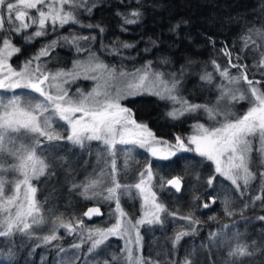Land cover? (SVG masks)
Segmentation results:
<instances>
[{"label":"snow or ice","instance_id":"1","mask_svg":"<svg viewBox=\"0 0 264 264\" xmlns=\"http://www.w3.org/2000/svg\"><path fill=\"white\" fill-rule=\"evenodd\" d=\"M56 3L61 7H55ZM119 3L130 9L115 13L121 21L120 31L127 32V26L143 22L141 0H134L135 7L125 3V0H119ZM46 4L47 11L44 10ZM104 4L105 0H51V3L48 0H0V154L7 153L14 157L17 163L12 164L10 170L23 177L15 183L16 194L7 197L4 181L0 180V227L6 229L0 231V237L10 236L15 230L29 235L31 239L29 230L46 223L45 217L40 215L41 206L35 198L37 188L32 181L41 177L54 179L57 169L64 168L67 164L65 158L51 155L54 151L66 145L73 148L78 146L83 151L91 142L96 141L102 146L98 161H103L104 168L90 182L73 183L71 191H79L85 201L95 200L99 206L89 207L82 217L73 216L71 219L75 221V225L71 221L64 222L61 216H57L51 221L52 234L43 236L42 245L37 247L56 241V233L60 228L65 229L69 235L76 233L78 229L84 230L83 217L92 219L102 216V204L108 203L111 208V202L114 201L115 208L109 215L115 222L108 227L86 230V239L91 242V246L85 255L98 253L109 237L127 236L129 239L120 251L127 253L128 264H161L160 261L146 259L142 255H133V249L129 246L133 243L131 231L135 230L136 233L135 244L142 247L141 226L162 227L166 216L186 221L183 230L177 231L171 238L172 251H177L185 238L198 232L200 221L196 219L195 212L201 208L208 209L218 201L217 180L223 178V181H230L235 192L241 197L246 195L251 182L257 179V174L251 170L255 164L252 158V138L257 136L261 144L258 150L261 170L258 175L261 191L264 192V56L258 67L261 79H249L248 67L238 62L233 63L232 53L227 45L218 49L220 55L228 57L229 67H222L216 59H212L210 65L213 71H205L200 76V81L210 86L214 82V75L218 74L219 78L233 85L235 90H226L220 85V96L214 104L191 103L180 95V91L186 75L185 69L195 62L188 59L179 72L170 74L155 71L152 61L128 70L123 62L132 58L125 56L122 50H135L140 41L121 43L117 38L110 44H105L104 36L108 26L104 20L95 23H83L81 20V13L91 17L94 10L104 7ZM64 5H70L69 10H65ZM28 10H35L37 15H30ZM26 19L29 22H25ZM5 23L8 24L7 28ZM70 24L89 32L86 35L75 31L57 35L58 29ZM188 24L189 21L182 20L170 27L169 31L178 37V30ZM33 26L36 30L25 34V30ZM252 31L249 29L250 33ZM50 33L56 35V39L42 44L22 65L13 67L9 62L10 58L23 55L25 45H31ZM188 37H191V33H188ZM15 40H19L21 46H17ZM98 40L99 49L94 51L93 46ZM244 41L247 47L248 37H244ZM205 42L213 47L216 44L211 37H205ZM157 46L158 41L149 38L143 51L150 52ZM58 48H67L69 51L74 49L77 56L84 54L86 59H74L71 68H59L52 72L48 69V64ZM105 54L118 57L121 63L106 64L100 58ZM241 58L237 54L235 60L239 61ZM160 63L169 65L172 61L163 57ZM208 66L206 63L205 69ZM230 68L238 69L241 75H230ZM79 79L97 83L90 91L76 88L73 93L71 87ZM152 97L157 99L154 101ZM225 101H228L227 109L221 106ZM242 101H247L250 106L242 115H237L232 107ZM160 103L169 106L170 110L162 115L156 113L155 109ZM194 114H203L208 123H195L192 125V134L188 136L172 131L177 122L182 123ZM21 139L28 140L29 143H21L17 147L16 141ZM9 144L12 145L11 148L8 147ZM138 149L147 154V163L138 174V182L132 185L121 184L118 177L127 171L133 160V153ZM184 154H192L193 160L199 158L210 162L207 167L212 174L206 181L201 178L200 172L193 175L194 165L186 166L182 174L166 178L165 173L173 171V166L179 160L187 159ZM121 157L123 168L119 166ZM0 170H3L2 165ZM67 171L71 176L70 167ZM105 183L111 185L107 187L106 194L96 190ZM21 185L24 186L22 197ZM133 188L138 191L142 200L141 207L144 209L142 217L135 223L128 219V213L121 204V198L131 195ZM159 195H168L176 200L190 196V211L184 215H180L179 211H168ZM250 199L254 203L264 200V197L256 195ZM223 203L225 214L234 215L229 210L231 201L225 199ZM258 219L264 221V215ZM209 235L211 239L218 240L222 233L212 232ZM81 239H84L83 232ZM72 247L79 249L81 245L74 244ZM248 248V245L237 244L228 255L233 258L253 255ZM66 251L68 250L60 248L59 254ZM35 254L36 249H33L29 252V257H35ZM7 255L14 257L16 252L9 249ZM192 255H195L194 250ZM47 259L46 256H41L40 264H47ZM118 259L113 255L111 261ZM32 264H35L34 259ZM58 264L64 262L59 261ZM95 264H101L100 260L97 259ZM103 264H110V261L105 259ZM163 264L178 262L166 260ZM183 264H195V261L185 259ZM232 264H235L234 260Z\"/></svg>","mask_w":264,"mask_h":264},{"label":"trees","instance_id":"2","mask_svg":"<svg viewBox=\"0 0 264 264\" xmlns=\"http://www.w3.org/2000/svg\"><path fill=\"white\" fill-rule=\"evenodd\" d=\"M125 3L131 4L135 7L134 0H125ZM143 4V22L138 25H129L127 32L120 31V18L115 15L116 11L127 12L129 8L120 5L119 0H105L104 7L94 10L90 19H83V23H95L101 19L108 26V34L104 36V43L110 44L113 40L119 39L123 42H136L140 41L135 50H122L125 56H130L132 59L125 60L123 63L127 68H135L144 65L147 61L153 62V67L160 68L161 70L167 66L180 68L185 65L186 60L191 59L196 65L198 61L208 62V67H211L210 61L216 59L222 66H228V57L220 55L217 50L227 45L229 51L232 53L233 63H240L246 65L249 69L251 77L261 78V71L254 70L255 63L258 61V54L260 53V46L264 45V0H141ZM182 20L189 21L188 25L182 26L178 30L179 36L170 32L169 29ZM8 24L5 23V28ZM249 29L253 31L250 33ZM258 30V31H257ZM79 32L80 34H88L89 30L80 29L76 25H67L63 29H58V32ZM83 32V33H82ZM191 33V37H188ZM205 37H211L216 41L213 47L210 43L205 42ZM244 37H248L247 47L245 46ZM49 35L45 38H38L31 45L23 47V55L17 57H27L34 53L43 41H48ZM155 39L158 41V46L153 48L150 52H144L143 49L147 45V41ZM17 46H21L19 40L14 41ZM47 43V42H46ZM96 51L99 49V40L94 46H97ZM241 55L239 61L235 60L236 55ZM167 57L172 63L169 65H162L161 58ZM101 58L109 64L119 65L121 63L118 57L101 55ZM212 68V67H211ZM254 72H253V71ZM253 73H255L253 75ZM154 101L156 97H152ZM170 110L169 106L160 103L155 109L156 113L163 114ZM192 118L184 119L182 123L177 122L173 132L182 135L184 129L188 131L192 126ZM185 127V128H184ZM192 156V155H190ZM186 165V164H185ZM183 164H176L172 173L182 174L184 172ZM69 164L64 168L57 169V176L54 179L48 177H41L35 180L37 188V201L41 206V215L45 217L47 222L54 220L57 216H61L64 222L72 221L73 216H81L85 207L92 202L97 203L95 200L85 201L80 193L71 191L72 184L74 183V173L68 175ZM211 172V169H210ZM79 192V191H77ZM77 194V195H76ZM136 204V211H138V201L134 198ZM159 199L164 201V197L159 195ZM248 205L250 199L246 196ZM217 201L216 204L208 209H199L195 212V217L200 221L198 232L196 235L185 238L178 250L173 252L171 247V238L174 234L183 230V226L187 224L186 221H181L178 218L173 220L172 217H165L166 225L162 228H151L150 231L144 229V244L142 253L143 256L151 258L153 261L176 260L178 264H183L185 259L195 261V264H215V261H209L200 256H191L188 253V245H193L199 239H206L209 234L222 224L230 220L232 216L225 214L223 204ZM223 203V202H222ZM259 204L258 207H262ZM168 211H179L180 215L187 214L190 207L186 209L174 208L172 203L165 204ZM104 213L100 218L94 220H86L83 217L84 224L93 226L95 222L101 220L106 214L107 206L102 204ZM128 207V206H127ZM252 205L240 207V212L252 214ZM235 206L229 208L233 213ZM136 211L133 215L136 214ZM259 214V209L256 210ZM256 212V215L258 214ZM241 213V214H242ZM234 214V215H236ZM244 215V214H242ZM215 217V219H209ZM168 218V219H167ZM51 231V225L45 227L34 226L33 231H29V235L21 234L13 231V234L7 237H0V264H40V257L46 256L47 264H57V256L59 249L62 247L68 248L67 245L72 241V235L57 234L58 239L51 242L49 245H42V237L46 236ZM39 237V239L37 238ZM106 245L111 247L118 246V242L113 238L108 240ZM163 247L165 248L164 250ZM9 249L16 252V255L8 256ZM36 249L35 257H29V252ZM70 253V254H69ZM67 264H77V256L75 251L69 249ZM82 253H78V257ZM229 261V260H228ZM226 264H232L227 262Z\"/></svg>","mask_w":264,"mask_h":264},{"label":"rangeland","instance_id":"3","mask_svg":"<svg viewBox=\"0 0 264 264\" xmlns=\"http://www.w3.org/2000/svg\"><path fill=\"white\" fill-rule=\"evenodd\" d=\"M49 3H51V0H48ZM47 4L44 6V10L47 11ZM55 7L59 8L61 5L59 3H56L54 5ZM65 10H69L70 5H64L63 6ZM30 15H37L35 10H28ZM81 20L85 19L87 15L81 13ZM90 19L89 17L85 20ZM25 22H29L27 19ZM17 25H19V22H16ZM35 26L31 27L30 29L25 30V34H30L31 32L35 31ZM69 32H57V35H67ZM83 33V32H82ZM85 34V33H83ZM108 34V33H106ZM56 39V35L49 34L48 43L50 40ZM43 41L42 44L46 43ZM41 45H39L33 54L27 56V57H14L10 58L9 62L13 65V67H17L19 65H22V63L34 55L39 49ZM97 46H93V50L96 51ZM260 53L258 54V61L255 63L254 70H258L259 62L264 56V45L260 46ZM101 58V57H100ZM74 59H81L85 60L86 55L81 54L77 56L74 49L72 51H69L67 48H58L55 50V52L52 55L51 62L48 64V69L52 72L56 71L59 68L69 69L72 67V61ZM102 59V58H101ZM103 60V59H102ZM104 61V60H103ZM108 65L109 64L106 61H104ZM208 62H202L198 61L196 65H190L188 66L185 71L186 75L184 76L183 83L181 86L180 95L184 98L188 99L191 103H199L204 104L208 102H212L213 104L216 102L218 96H220V92L218 90V86L223 85V87L226 90L232 89L235 90L233 85H230L227 80H222L219 78L218 74L214 75V82L212 85H207L200 81V76L205 73V71L212 72L213 68L207 67L205 69V64ZM219 63V62H217ZM195 64V63H194ZM221 64V63H219ZM222 66V65H221ZM141 66L135 67L139 68ZM222 67H229L222 66ZM155 71H161L165 73H173V72H179L180 68H176L173 66H167L164 67V69L155 68L153 67ZM128 70H132L134 68H127ZM230 75L237 76L241 75L238 69L230 68ZM253 71V70H252ZM259 71V70H258ZM254 72V71H253ZM251 77V74L249 75V78ZM97 82L92 80H84L79 79L75 85L71 87V91L74 93L76 88H81L85 92L90 91ZM243 83V82H242ZM47 87V85H45ZM244 87H247L246 84H244ZM236 94H239L238 91H236ZM230 99V98H229ZM228 101H225L221 106L227 109ZM249 103L247 101L239 102L238 104H235L232 107V111H234L237 115H242L245 111H247L249 107ZM192 125H194L197 122L200 123H208L207 118L200 114L199 116H196L195 114L192 117ZM192 134V126L190 127V130H186L185 136H188ZM253 153L252 158L255 161L254 166L252 167V171L257 174V189L261 190L260 186V179H259V171L261 170L259 168V161H260V153L259 149L261 147V144L259 142V137H253ZM21 143H29L28 140H17L16 146L19 147ZM9 148L12 147L11 144L8 145ZM70 149V150H69ZM102 146L99 142L93 141L91 142L83 151L77 146L72 147L71 145H66L62 147L61 149H58L51 153V155H54L55 157H63L67 160V164L71 166V170L74 173V183L75 184H82L85 182H90L92 179H96L101 170L104 168V163L102 160L98 161V157L102 154L101 153ZM145 154L143 150H137L133 153V160L127 169V171L122 172V174L118 177L121 184H135L138 182V174L141 171V169L144 168L145 164L147 163V159L143 160L145 158ZM192 155V154H191ZM192 156L188 157L185 164L186 166L194 165V168L192 169L193 175H195L196 172H200L201 178L203 180H207L208 177L212 174L210 172V168L207 167V165L210 162L201 161L199 158L196 160H193L191 158ZM138 162V164H137ZM17 163L16 159L14 157L9 156L7 153L0 154V165H2L3 170H0V180L4 181L5 186V197L8 195H14L16 194L15 190V183L22 179L23 177L18 173L11 171V165ZM119 166L123 168V157H121V161ZM175 166V165H174ZM173 166V168H174ZM155 167V165H153ZM184 167V169H185ZM174 171V170H173ZM173 171L166 172V176H171L174 173ZM259 179V180H258ZM223 178H220L216 181V188L217 193L219 194V203L223 204V208L225 209L224 203H222L225 199H228L231 201L230 208L234 205L235 206V212H238L236 215H233V217L230 218L228 222L225 224H222L219 226L220 228H217L213 232H221V237L217 239H211L210 236H208L206 239L202 238L198 241H195L192 243L193 245H188L187 249L188 253L191 254L194 250L195 257L200 256L202 258H206L209 261H215V264H226L227 262H231L234 260L235 264H264V221H260L258 217L264 215V211L257 215L252 214H246L240 212L242 207H245V205H248L246 196L249 194L250 190L252 189V186H249V190L247 191L246 195L244 197H241L239 193L234 191V186H231L230 181H223ZM158 182V181H155ZM32 184L34 187L35 180L32 181ZM242 184V181H241ZM111 185L108 183H105L101 188L96 189L98 191H101L103 194H106L107 187H110ZM155 190V189H154ZM24 192V186L21 185L20 189V196H23ZM75 193H80L77 191H74ZM76 194V195H77ZM91 194V193H89ZM213 195H216V193H213ZM164 197V201L160 199L164 204H170L172 203L175 205L174 208H180V209H186L190 207L189 201L190 196H185L182 200H176L168 195H162ZM134 198L138 201V211H136V204L134 201ZM37 201V196H35ZM38 202V201H37ZM258 203V201H257ZM261 204V202H259ZM107 206L106 214L99 220L98 222H95L93 226H88L86 224L84 230H79L76 233L72 234V241L67 245L68 248L62 247L69 251H75L77 256V264H85V260L87 259V264H95V261L98 259L100 260L101 264H103V261L105 259L110 261V264H128L127 261V253H121V249L125 247L126 241L129 239V237L125 236L124 238L121 237H109V240H112L113 238L118 242V246L111 247L108 245H104L101 247V249L98 251V253H94L92 255L86 256L85 254L88 253V248L91 246V242L88 241L87 238V229H94L98 227H108L111 223L115 222V219L109 215L112 209L115 208L114 201L111 202V208L109 207L108 203H104ZM121 204L124 210L128 213V219H130L133 223H135L136 220L140 219L142 217V213L144 209L141 207L142 200L139 198L138 191L136 189H131V195L125 196L121 198ZM252 205L251 203H249ZM248 205V206H250ZM258 205V204H257ZM128 206V207H127ZM255 206V205H253ZM241 207V208H240ZM15 210V206H13L12 211ZM136 211V214L133 215ZM244 215H242V214ZM41 215V213H40ZM167 217V216H166ZM168 219V218H167ZM94 220V219H93ZM29 222H31V218H29ZM167 222H165L164 225H166ZM75 225V222H73ZM51 225V221L43 224L42 226ZM153 226V229L155 228H162L164 231L165 226ZM225 225L228 227L226 228ZM34 227V226H33ZM33 227L29 231H33ZM152 227L149 226H141L140 227V235L142 237V247H138L135 244V230L131 231V239L133 243L129 245L133 249V255H142V249L144 244V229L150 231ZM6 230L4 227H0V231ZM15 231V230H14ZM81 232H83V241L81 239ZM67 231L63 228H60L57 230L56 234H66ZM51 231L47 235H51ZM237 234L238 238H237ZM74 244H80L81 247L79 249H74L72 246ZM237 244L241 245H248V250L250 252H253L254 254L251 256L246 257H229V251L237 246ZM165 248L163 247L162 250ZM68 251L64 252L63 254H59L57 256V264L59 261H63L64 264H67ZM82 253L78 257V253ZM115 255L119 257V259L115 262L111 261L112 256ZM144 257V256H143ZM145 258V257H144ZM229 260V261H228Z\"/></svg>","mask_w":264,"mask_h":264},{"label":"flooded vegetation","instance_id":"4","mask_svg":"<svg viewBox=\"0 0 264 264\" xmlns=\"http://www.w3.org/2000/svg\"><path fill=\"white\" fill-rule=\"evenodd\" d=\"M258 77H250L249 79H257ZM185 128V127H184ZM173 130V129H172ZM188 130V129H187ZM185 133H186V130L184 129V131H183V133H182V136H185ZM177 134H180L179 132L177 133ZM187 158L188 157H190V155L191 154H184ZM146 156H147V154H145V158L143 159V160H146ZM186 160L187 159H181V160H179V162L177 163V164H185V162H186ZM175 172V171H174ZM173 175H178L177 173H174ZM172 174H171V176H173ZM171 176H166V178H171ZM259 180V179H258ZM257 184H258V181H257V179L256 180H254V181H252L251 182V184H250V186H252V189L250 190V192H249V194H248V197H249V199L251 198V197H254V196H256V195H261L262 197H264V192H262L261 190H258L257 189ZM203 202V199H202V201H201V203ZM250 202H251V204H252V207H251V209H252V215H256V210L257 209H259V212L260 213H262L263 211H264V200H262V201H258V203H257V201H255L254 203L252 202V200L250 199ZM259 202H261V206L262 207H258V205L260 204ZM216 204V203H215ZM258 204V205H257ZM253 205H255V206H253ZM258 213V212H257ZM259 214V213H258Z\"/></svg>","mask_w":264,"mask_h":264},{"label":"water","instance_id":"5","mask_svg":"<svg viewBox=\"0 0 264 264\" xmlns=\"http://www.w3.org/2000/svg\"><path fill=\"white\" fill-rule=\"evenodd\" d=\"M259 79H261V78H257V80H259ZM93 206H99V205H97V203H95V202L89 203V204L85 207V209H84L83 212L87 211V209H88L89 207H93ZM102 212L104 213L103 207H102ZM100 217H101V216H96V217H93L92 219H88L87 217H85V219H86V220H93V219L100 218Z\"/></svg>","mask_w":264,"mask_h":264}]
</instances>
